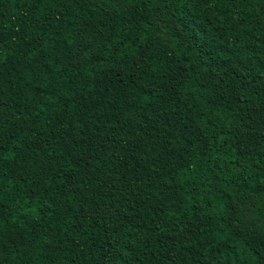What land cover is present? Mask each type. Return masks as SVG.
<instances>
[{"label":"trees","instance_id":"obj_1","mask_svg":"<svg viewBox=\"0 0 264 264\" xmlns=\"http://www.w3.org/2000/svg\"><path fill=\"white\" fill-rule=\"evenodd\" d=\"M0 264H264V0H0Z\"/></svg>","mask_w":264,"mask_h":264}]
</instances>
